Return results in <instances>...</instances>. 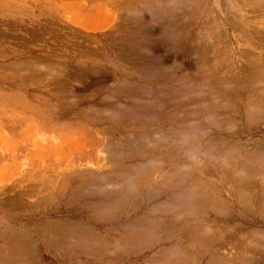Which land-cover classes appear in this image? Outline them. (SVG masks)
<instances>
[{"label":"rangeland","instance_id":"obj_1","mask_svg":"<svg viewBox=\"0 0 264 264\" xmlns=\"http://www.w3.org/2000/svg\"><path fill=\"white\" fill-rule=\"evenodd\" d=\"M0 264H264V0H0Z\"/></svg>","mask_w":264,"mask_h":264},{"label":"bare ground","instance_id":"obj_2","mask_svg":"<svg viewBox=\"0 0 264 264\" xmlns=\"http://www.w3.org/2000/svg\"><path fill=\"white\" fill-rule=\"evenodd\" d=\"M173 1V0H172ZM177 2V1H176ZM168 6V5H167ZM176 37H177V35H176ZM218 65V64H217ZM145 74V73H144ZM228 75V74H227ZM147 76V75H146ZM261 76V75H260ZM246 78V77H245ZM261 78V77H260ZM204 85V84H203ZM217 88V87H216ZM215 88V89H216ZM237 88V87H236ZM238 89V88H237ZM165 90V89H164ZM175 91V90H174ZM180 91V90H179ZM201 94V93H200ZM205 95V94H204ZM199 96V95H198ZM210 96V95H209ZM186 98V97H185ZM124 99V98H123ZM199 100V99H198ZM248 100V99H247ZM131 101V100H130ZM168 103H169V101H167ZM200 103V102H199ZM215 103V102H214ZM150 104V103H149ZM149 104H147V105H149ZM180 108H182L183 109V106L185 105L184 104V102L181 100L180 101ZM190 104V103H189ZM252 104V103H251ZM167 105V104H166ZM256 105V104H255ZM143 106V105H142ZM204 106V105H203ZM202 107V106H201ZM145 109V108H144ZM210 111V110H209ZM144 115V114H143ZM215 116V115H214ZM136 117V116H135ZM146 118H147V116H146ZM113 119V118H112ZM184 121V115H181L180 116V118H179V120H178V122L177 123H175V125H173V128L171 129L170 128V131H171V133L174 135V136H176V137H174V138H172V139H170L169 141H172V142H181V144L178 146V148H177V150L175 151V149H174V152H173V154L175 153V154H177V164H175V166H174V169L173 168H171L172 169V172L174 173V172H177V173H179V175H180V177H177L178 179H175V181L173 182V184H177L176 186H177V188H179V191L180 192H178V194L179 195H177V196H180L179 197V200L180 199H182L183 200V198L185 197L184 195H185V187H184V178H185V165H184V162H183V160H182V157H183V153L185 154V143L183 144V142L184 141H186V139H184V137L186 136V131H185V128L186 127H183V122ZM143 122V121H142ZM152 122V121H151ZM211 124V123H210ZM184 125H185V123H184ZM191 126V125H190ZM161 130V129H160ZM159 130V131H160ZM156 131V130H155ZM169 131V130H168ZM156 133V132H155ZM146 134V133H145ZM152 134H154L153 132H152ZM171 134V135H172ZM150 135V134H149ZM164 135V134H163ZM194 135V134H193ZM147 136H148V134H147ZM198 137V136H197ZM147 138V137H146ZM148 138H150L149 136H148ZM164 138V137H163ZM166 138V137H165ZM197 139V138H196ZM139 140V139H138ZM190 140V139H189ZM188 140V141H189ZM166 141H167V139H166ZM137 142V141H136ZM190 142V141H189ZM170 143V142H169ZM146 146H148V145H146ZM167 146H168V143H167ZM170 146V145H169ZM177 147V146H176ZM191 149V148H190ZM166 151H167V149H166ZM198 151V150H197ZM208 151V150H207ZM127 152V151H126ZM153 151H150V152H147L148 154H145V156H143V157H135V159H133L134 161L135 160H139V161H145V162H148V164H150L152 161H154L155 159H154V157L157 155L156 154V152L154 151L153 153H152ZM131 153V152H130ZM133 154V153H132ZM170 154H172V153H170ZM144 155V154H143ZM169 154H164V155H162V153H161V155L160 156H168ZM208 155V154H207ZM170 156V155H169ZM133 158H134V156H132ZM176 157V156H175ZM174 158V157H173ZM132 159V158H131ZM190 159V158H189ZM157 160V159H156ZM171 160V159H170ZM162 161H164V160H162ZM168 161H169V159H168ZM195 161V160H194ZM150 162V163H149ZM170 162H172V161H170ZM198 162V161H197ZM234 162V161H233ZM245 162V161H244ZM154 162H152V164H153ZM156 163V162H155ZM154 163V164H155ZM160 163H162V162H160ZM160 163H158V164H160ZM243 163V162H242ZM151 164V165H152ZM170 164V163H169ZM230 164V163H229ZM240 164H241V162H240ZM161 165V164H160ZM231 165V164H230ZM154 166V165H153ZM235 166V165H234ZM150 167V166H149ZM200 167V166H199ZM151 168V167H150ZM155 168V167H154ZM156 168H157V166H156ZM160 168V167H159ZM152 169H153V167H152ZM158 169V168H157ZM188 170V169H187ZM191 170H192V168H191ZM229 170H231V169H229ZM237 170H239V169H237ZM237 170H234V172L235 171H237ZM244 170V169H243ZM132 171V170H131ZM241 172H242V170H240ZM239 171V172H240ZM140 172V171H139ZM238 172V171H237ZM245 172V171H244ZM243 172V173H244ZM144 173V172H143ZM227 173V172H226ZM243 173H241L242 175H243ZM125 174H126V172H125ZM191 174V173H190ZM128 175V174H127ZM132 175V174H131ZM188 175V174H187ZM245 175H247V174H245ZM242 176L243 178L244 177H246V176ZM189 176V175H188ZM188 176H186V178L188 177ZM235 176H236V174H235ZM238 176V175H237ZM241 175H239V177H240ZM123 177V176H122ZM145 177V176H144ZM189 178H190V176H189ZM169 179V178H168ZM128 180V179H127ZM166 180V179H165ZM136 181V180H135ZM167 181V180H166ZM199 181V180H198ZM139 182V181H138ZM178 182V183H177ZM162 183V182H161ZM130 184H131V182H130ZM163 184H165V188H164V193H165V196H166V200H169V197H171L172 195H174L175 193H173V188L171 187V188H169V183H163ZM195 184V183H194ZM198 184V183H197ZM200 184H201V182H200ZM205 185V184H204ZM168 186V187H167ZM175 186V187H176ZM160 187V186H159ZM174 187V186H173ZM241 187V186H240ZM116 188V187H115ZM119 188V187H118ZM144 188V187H143ZM139 190V189H138ZM196 190V189H195ZM111 191V190H110ZM109 191V192H110ZM158 191H160V190H158ZM188 191V190H187ZM192 190H190L189 192H191ZM122 192V191H121ZM129 192V191H128ZM155 192V191H154ZM157 192V191H156ZM155 192V193H156ZM127 193V192H126ZM131 193V192H130ZM153 193V192H152ZM152 193H146V195H145V197H147V198H145V200H146V202H149L150 203V201L152 200V198H151V194ZM160 193V192H159ZM199 193V192H198ZM210 193V192H209ZM125 194V193H124ZM128 194V193H127ZM134 194V193H133ZM176 194H177V192H176ZM204 194V193H203ZM152 196H153V194H152ZM176 196V197H177ZM184 196V197H183ZM193 196V195H192ZM211 196V195H210ZM241 196H242V194H241ZM173 198H175V197H173ZM212 198V197H211ZM211 198H210V200H211ZM213 198H214V196H213ZM220 198V197H219ZM240 198V197H239ZM244 198V197H243ZM172 199V198H171ZM176 199V198H175ZM185 199H187V198H185ZM202 199V198H201ZM223 199V198H222ZM173 200V199H172ZM178 200V199H177ZM178 200V201H179ZM181 200V201H182ZM197 200H199V199H197ZM209 200V199H208ZM122 201V200H121ZM180 201V202H181ZM184 201L185 200H183L182 201V204H178L177 203V208H176V206L174 207L173 206V204H171L170 205V203H169V205L170 206H173L174 208H176L177 210H180V208H181V211H183L184 209H186V204L187 203H184ZM219 202H220V199L218 200ZM218 201H215L216 203L218 202ZM126 202V201H125ZM124 202V203H125ZM165 202V201H164ZM179 202V203H180ZM186 202V201H185ZM166 203V202H165ZM111 205V204H110ZM178 205L180 206L179 208H178ZM165 206V205H164ZM263 206V205H262ZM220 207V206H219ZM174 208L172 209V210H174ZM223 208V207H222ZM167 210H169V208L167 209ZM222 210V209H221ZM157 211V210H156ZM197 212V211H196ZM148 214H151V213H148ZM195 214V213H194ZM200 214V213H199ZM180 217H183V215L182 216H179L178 217V219L180 220ZM182 219V218H181ZM181 221V220H180ZM149 222V221H148ZM151 225V224H150ZM207 225V224H206ZM154 226H156V225H154ZM193 226V225H192ZM194 226H196V224L194 225ZM197 226H198V223H197ZM150 227V226H149ZM152 227V226H151ZM159 227V226H158ZM156 228H157V226H156ZM197 228V227H196ZM193 229H194V227H193ZM203 229V228H202ZM201 229V230H202ZM206 228H204V230H205ZM147 230V229H146ZM209 229H206V231H208ZM144 231V230H143ZM150 231V230H149ZM146 232V231H145ZM148 232V231H147ZM150 232H152V231H150ZM156 233V232H155ZM191 233V232H190ZM145 234V236L147 235L146 233H144ZM198 234V233H197ZM208 233H206V235H207ZM214 234L215 233H213V236L212 237H214ZM152 235H153V232H152ZM142 236H144V235H142ZM141 236V237H142ZM223 236V235H222ZM197 237H199V236H197ZM207 237V236H206ZM148 238V237H147ZM205 238V237H204ZM204 238H202V239H204ZM210 239H211V237H210ZM213 239H215V238H213ZM227 245V244H226Z\"/></svg>","mask_w":264,"mask_h":264}]
</instances>
